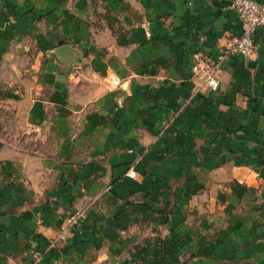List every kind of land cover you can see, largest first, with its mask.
<instances>
[{
    "label": "crops",
    "instance_id": "obj_1",
    "mask_svg": "<svg viewBox=\"0 0 264 264\" xmlns=\"http://www.w3.org/2000/svg\"><path fill=\"white\" fill-rule=\"evenodd\" d=\"M231 1L0 0V264H264V23L217 90L190 72Z\"/></svg>",
    "mask_w": 264,
    "mask_h": 264
},
{
    "label": "built area",
    "instance_id": "obj_2",
    "mask_svg": "<svg viewBox=\"0 0 264 264\" xmlns=\"http://www.w3.org/2000/svg\"><path fill=\"white\" fill-rule=\"evenodd\" d=\"M231 8L237 21L238 34L212 57L197 53L192 55L190 72L196 79L194 92L199 88H206L210 91L217 90L220 84V72L224 66L233 59H244L250 56L255 49L252 35L264 23V3L258 0H232ZM138 26L141 28L143 35L149 37L148 21L142 19L138 23ZM112 83L116 84L115 78L112 79ZM125 175L133 177L134 172L129 168ZM108 190L109 185L104 188V191ZM87 208L88 204L82 209L73 211L68 215L59 232L49 242V248L62 245L66 241L68 233L76 229L83 221ZM30 256L32 264H39L42 259V252L33 250Z\"/></svg>",
    "mask_w": 264,
    "mask_h": 264
},
{
    "label": "rangeland",
    "instance_id": "obj_3",
    "mask_svg": "<svg viewBox=\"0 0 264 264\" xmlns=\"http://www.w3.org/2000/svg\"><path fill=\"white\" fill-rule=\"evenodd\" d=\"M197 253H185L184 254V257H185V259H189V257L188 256H192V255H196ZM160 255H162V253H160V252H157L156 253V256H159L160 257ZM101 260H103V262H104V264H109L107 261H104V259H101ZM182 261H185L184 259L182 260ZM181 261V262H182Z\"/></svg>",
    "mask_w": 264,
    "mask_h": 264
},
{
    "label": "water",
    "instance_id": "obj_4",
    "mask_svg": "<svg viewBox=\"0 0 264 264\" xmlns=\"http://www.w3.org/2000/svg\"><path fill=\"white\" fill-rule=\"evenodd\" d=\"M60 48L58 49V51H60L61 49H63L62 47H64V46H59Z\"/></svg>",
    "mask_w": 264,
    "mask_h": 264
}]
</instances>
